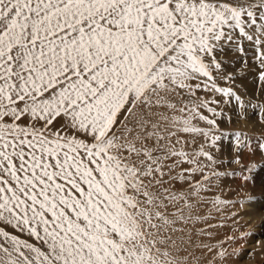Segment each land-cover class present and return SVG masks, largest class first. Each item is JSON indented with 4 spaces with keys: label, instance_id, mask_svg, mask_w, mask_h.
<instances>
[{
    "label": "snow or ice",
    "instance_id": "1",
    "mask_svg": "<svg viewBox=\"0 0 264 264\" xmlns=\"http://www.w3.org/2000/svg\"><path fill=\"white\" fill-rule=\"evenodd\" d=\"M257 153L264 0H0V264H264Z\"/></svg>",
    "mask_w": 264,
    "mask_h": 264
},
{
    "label": "bare ground",
    "instance_id": "2",
    "mask_svg": "<svg viewBox=\"0 0 264 264\" xmlns=\"http://www.w3.org/2000/svg\"><path fill=\"white\" fill-rule=\"evenodd\" d=\"M237 125L239 127L243 128V129H245L246 131H248V130H250V127H251L252 123L244 122V121H242V123H241V121H240L239 123H237ZM255 128H257V127H255ZM232 129H233V127H232ZM257 131L260 133V129L257 130ZM250 132H251V130H250ZM256 142H258V141H256ZM255 156H257V158L255 160L249 159V158H251L250 156H248V157L246 156L247 158H245V163L254 162V161L255 162L256 161H260L261 162V160L264 159V158H262L259 155V153H257ZM259 163H257V164H259ZM260 178H264V171H261L259 173V178L257 180L256 185L254 186L253 184L250 183L247 186V189H246V193H249V194H252V195L258 197V201L255 202L256 203V207H258V208L260 206H264V196H262L260 194V183H259V179ZM227 183H228V186H231V187L235 188L236 185L240 183V181L238 179L230 177L227 180ZM252 207H253L252 204H246L245 205V211L241 212V217L242 218L240 219V225H239V231L240 232L250 230L251 232L254 233V235L249 238V242L246 245L247 249H251V248L255 247L257 241H264V224L261 223V220H264V210H261V211H258V212H253L251 210ZM237 208H239V205H237ZM225 209H227V208H225ZM225 209H224V211H225ZM227 211H228V209H227ZM225 223H226V221H225ZM229 224L230 223L228 221V225ZM226 229L228 230L229 228H224L225 232L227 231ZM219 231H220V233L224 232L223 229L222 230L220 229ZM237 235H239V232L237 233ZM243 244H245L244 240H239L238 241V245H243ZM252 259L253 258L251 256H246L245 260H241L239 262V264H246L247 261H251Z\"/></svg>",
    "mask_w": 264,
    "mask_h": 264
},
{
    "label": "rangeland",
    "instance_id": "3",
    "mask_svg": "<svg viewBox=\"0 0 264 264\" xmlns=\"http://www.w3.org/2000/svg\"><path fill=\"white\" fill-rule=\"evenodd\" d=\"M240 83H242L241 81H237V84H240ZM232 115H233V123L232 124H227V122L225 123V125H224V127H226V128H230V129H232V127H233V129H235V128H237V127H239L238 125H237V117H235V114L234 113H232ZM240 122V121H239ZM236 123V124H235ZM241 123H242V121H241ZM257 128H255L253 125H251V127H250V130H251V132H250V130H248V132H250V133H252L253 135H255V136H258L259 135V132L257 131V130H259L258 128V126H256ZM239 128H241V127H239ZM243 129V128H242ZM245 130V129H244ZM256 133H255V132ZM232 142H234V141H232ZM223 145L224 146H228L229 145V143H230V141L228 140V139H225L223 142ZM256 155V154H255ZM255 155H252V156H250L251 158H249V159H252V160H255L256 158H257V156H255ZM255 156V157H254ZM248 157V156H247ZM246 157V158H247ZM255 162V161H254ZM253 162V163H254ZM260 161H256L255 163L257 164V163H259ZM226 184L228 185V183L226 182ZM226 191H227V188H226ZM224 211V210H223ZM232 211V209H228V211H227V209H225V211H224V213L225 214H229L230 212ZM229 221V225H231V221L230 220H228ZM228 221H226V224H228ZM213 223H219V222H221L220 221V219H219V216H218V214H217V219L216 220H214V221H212ZM222 230V229H221ZM227 230V229H226ZM223 231H224V229H223ZM227 231H229V229L227 230ZM247 231H250V230H247ZM225 232V231H224ZM224 232H222L221 234H223ZM235 246H238V245H235Z\"/></svg>",
    "mask_w": 264,
    "mask_h": 264
}]
</instances>
